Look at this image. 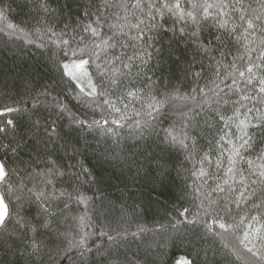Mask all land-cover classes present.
I'll use <instances>...</instances> for the list:
<instances>
[{"label":"snow or ice","instance_id":"obj_1","mask_svg":"<svg viewBox=\"0 0 264 264\" xmlns=\"http://www.w3.org/2000/svg\"><path fill=\"white\" fill-rule=\"evenodd\" d=\"M0 51V264H264V0H0Z\"/></svg>","mask_w":264,"mask_h":264},{"label":"trees","instance_id":"obj_2","mask_svg":"<svg viewBox=\"0 0 264 264\" xmlns=\"http://www.w3.org/2000/svg\"><path fill=\"white\" fill-rule=\"evenodd\" d=\"M31 51H32L33 54L36 53L35 49H32ZM11 63H12L11 53H5L4 51H0V70L4 69L6 66L10 67ZM161 199H163V197ZM161 215H163L162 212H161ZM144 220L147 223H151V221H152V213L151 212L147 213L145 215V217H144ZM132 250L133 251L135 250V245L132 246Z\"/></svg>","mask_w":264,"mask_h":264}]
</instances>
